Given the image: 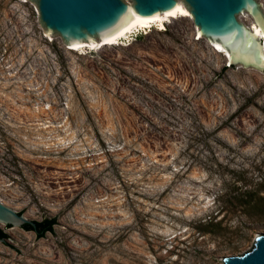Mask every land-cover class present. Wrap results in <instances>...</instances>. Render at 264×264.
<instances>
[{
    "label": "rangeland",
    "instance_id": "1",
    "mask_svg": "<svg viewBox=\"0 0 264 264\" xmlns=\"http://www.w3.org/2000/svg\"><path fill=\"white\" fill-rule=\"evenodd\" d=\"M165 25L73 50L0 0V200L57 218L0 221V264H225L264 233V70Z\"/></svg>",
    "mask_w": 264,
    "mask_h": 264
},
{
    "label": "water",
    "instance_id": "2",
    "mask_svg": "<svg viewBox=\"0 0 264 264\" xmlns=\"http://www.w3.org/2000/svg\"><path fill=\"white\" fill-rule=\"evenodd\" d=\"M37 0L40 20L50 32L59 33L70 45L104 40L125 29L134 15L164 14L179 0ZM204 37L221 41L232 53L230 63L264 70V41L239 19L248 13L264 29V10L258 0H183ZM24 208L15 210L0 200V221L11 225L30 223ZM22 212V213H20ZM4 241V237H0ZM225 264H264V233L257 234L252 248L223 257Z\"/></svg>",
    "mask_w": 264,
    "mask_h": 264
},
{
    "label": "bare ground",
    "instance_id": "3",
    "mask_svg": "<svg viewBox=\"0 0 264 264\" xmlns=\"http://www.w3.org/2000/svg\"><path fill=\"white\" fill-rule=\"evenodd\" d=\"M185 13H187V15ZM242 15L250 17L246 13H243ZM178 16L181 18L189 17L191 19L193 17L189 8L185 5V3L183 4L180 0L178 1V4L176 5V7L170 10H167V12L164 14L147 16V17L141 16V15H134L132 19L130 20V22L128 23V25L125 27V29L111 38L104 40L103 38L97 37L96 42L86 40L82 44L71 43L69 48L76 50V49L87 47V48L98 50L106 45H115V44L121 43V39L128 37V35L133 33L134 31H138L142 29L146 33H149L150 31H152L153 28H157L158 30H165L166 29L165 22L171 17H178ZM250 27L253 29V31H255L260 36L261 39L264 40V29L260 25H258L255 21H252V23L250 24ZM196 30L199 34V36L197 37L198 39H201L202 37H204L199 27H196ZM209 41L211 45L218 52L224 53V55L227 58H229V61L233 59L232 53L228 49L225 48V45L223 42L211 41V40ZM130 43L131 41L129 42L127 41L125 44L124 42L122 44L129 45ZM262 51L264 55V50Z\"/></svg>",
    "mask_w": 264,
    "mask_h": 264
},
{
    "label": "trees",
    "instance_id": "4",
    "mask_svg": "<svg viewBox=\"0 0 264 264\" xmlns=\"http://www.w3.org/2000/svg\"><path fill=\"white\" fill-rule=\"evenodd\" d=\"M22 213V212H20ZM35 225L26 223L23 227L27 230H35L39 237H44L47 232H53L57 224L56 217H49L43 220H34ZM7 233L0 228V237L7 238Z\"/></svg>",
    "mask_w": 264,
    "mask_h": 264
},
{
    "label": "built area",
    "instance_id": "5",
    "mask_svg": "<svg viewBox=\"0 0 264 264\" xmlns=\"http://www.w3.org/2000/svg\"><path fill=\"white\" fill-rule=\"evenodd\" d=\"M229 65H232V64L229 62Z\"/></svg>",
    "mask_w": 264,
    "mask_h": 264
},
{
    "label": "snow or ice",
    "instance_id": "6",
    "mask_svg": "<svg viewBox=\"0 0 264 264\" xmlns=\"http://www.w3.org/2000/svg\"><path fill=\"white\" fill-rule=\"evenodd\" d=\"M187 15V13H185Z\"/></svg>",
    "mask_w": 264,
    "mask_h": 264
}]
</instances>
